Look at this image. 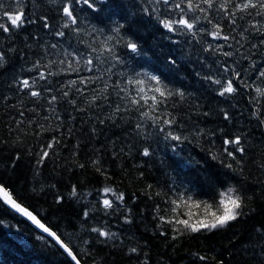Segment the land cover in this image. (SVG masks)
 Here are the masks:
<instances>
[{
  "label": "trees",
  "instance_id": "obj_1",
  "mask_svg": "<svg viewBox=\"0 0 264 264\" xmlns=\"http://www.w3.org/2000/svg\"><path fill=\"white\" fill-rule=\"evenodd\" d=\"M65 2L0 0L4 5L0 23H7L3 11L17 7L25 11L26 21H33L10 32L0 30V53L5 56L0 67V184L60 235L80 264H264V125L252 115L257 108L264 114V97L253 102L255 88H264V84L250 66L255 62L264 68V45L260 44L264 36L250 28L252 23L264 25V17L254 11L251 16L240 12L232 24L218 7L208 10L209 19L220 25L221 36L230 37L226 42L208 35L214 29L204 19L194 37L168 32L144 11L153 6L149 0H97L96 11L73 5L81 21L77 34L75 25L62 27ZM41 17H47L48 29ZM113 22L124 25L121 34L138 44L140 54L117 46L125 63L115 66L111 81L123 80L133 71L148 72L183 91L184 98H173L168 107L176 117L171 130L182 135V141L164 139L149 121H140L136 112L114 113L115 95L104 100L99 92L108 79L103 71L108 63L97 61L99 70L88 72L74 56L67 55L83 52L95 58L98 53L91 52V47L98 48L99 41L92 37V26L111 28ZM201 27L205 32L199 31ZM57 31L65 35L57 36ZM101 59L111 62L107 54ZM233 68L250 79L252 88H242L237 81V92L219 95L221 86L206 77L224 82L231 78ZM41 72L43 80L39 79ZM101 75L104 79L86 88L78 83L81 77ZM22 79H29L31 87L22 88ZM73 80L77 84L69 86ZM30 91L40 95L31 96ZM53 96L56 101L49 103ZM136 123L146 127L137 130ZM236 135L245 148L243 154L236 153L240 164L225 153L231 146L224 140ZM50 142L49 156L38 163ZM145 149L150 155H143ZM229 163L235 170L223 166ZM229 186L240 190L247 207L246 214L226 228L178 235L171 225L157 219V206L160 215L169 214L173 189L214 203ZM74 187L76 195L72 194ZM104 188L112 191L105 193ZM120 193L123 200L116 199ZM105 198L113 202L111 208L104 207ZM194 211L202 213L203 209ZM94 227L115 235L100 237L91 231ZM132 248L137 251L131 252ZM0 264L75 261L0 198Z\"/></svg>",
  "mask_w": 264,
  "mask_h": 264
},
{
  "label": "snow or ice",
  "instance_id": "obj_2",
  "mask_svg": "<svg viewBox=\"0 0 264 264\" xmlns=\"http://www.w3.org/2000/svg\"><path fill=\"white\" fill-rule=\"evenodd\" d=\"M19 3V0H16ZM149 3L153 6L149 10L145 8L144 11L157 19V22L168 32L177 34H191L193 37L196 35V26L200 23L201 19L207 20L209 24L213 25V31L209 32L208 35L212 36L214 39L222 38L224 41H228L230 37L228 35L221 36V29L219 24H213V21L208 17V10L218 7V10L223 13L224 18L232 24L236 22V15L240 12H246L249 16L255 12L256 16L264 17V0H149ZM74 4H82L87 6L89 10L96 11L97 0H67L61 6L63 17L65 18V23L62 25L64 28H68L69 24L75 25L73 29L77 34L81 32L79 27L81 21L74 14L75 8ZM159 5L166 6L164 9L160 8ZM206 6V7H205ZM4 5L0 3V9H3ZM196 12L202 15H191ZM2 15L6 17L7 23H0V30L3 32H10L11 28H21L26 22V13L22 7H17L14 11H3ZM44 21L43 27L45 29L49 28L47 22V17H41ZM87 18H85L86 20ZM243 19V17H241ZM124 28L123 24L113 22L111 28H98L95 25L92 26L91 34L93 39L99 41V47H91V52L98 53L95 58L90 55L85 56L83 52L69 53L67 55L74 56L78 64H83L88 72L98 71L97 61L100 64L108 63V67L103 70L104 73L108 74V79L104 80L103 86L99 89V92L103 93V99L108 100L109 96L114 94L116 100L114 101L115 107L113 108L114 113L120 112H136L138 113L140 121H149L150 127L158 129L159 133L163 134L164 139L180 142L185 139L182 135L176 134L172 131V127L176 124V117L168 111L169 101L175 97L181 99L184 98L185 93L179 89H172L167 83L158 75L151 74L148 72H137L127 74L125 79H116L111 81V74L113 69L118 64H124L125 61L118 55L116 48L119 45L126 47L132 53L137 55L140 54L139 46L137 43L126 40L121 34V30ZM250 28L254 29L261 36H264V25L257 26L256 23L250 24ZM234 30V29H233ZM200 32H205L204 28L199 29ZM57 36L63 37L65 35L62 31L56 32ZM244 36V33H241ZM115 41V43H113ZM260 44L264 45V39L260 40ZM53 48L57 45H52ZM220 48V45L216 46ZM253 48L257 45H252ZM207 50V49H206ZM107 54L111 57V62L102 60L101 57ZM225 56H231V52H223ZM248 59L247 56L243 57ZM5 61V56L0 53V67L3 66ZM61 63H64L62 60ZM175 63V61H172ZM39 65V61L36 62L34 67ZM253 70L258 74V78L261 84H264V68L257 67L255 62L250 65ZM71 68V63L69 64ZM78 71V70H77ZM226 73L229 72L228 68L224 70ZM49 75L53 73L49 72ZM120 76H125V73L121 72ZM39 79H45V74L43 72L39 73ZM104 79V76H85L81 77L78 81L80 85H84L85 88L90 84L94 83L96 80ZM206 79L211 80L212 83L220 85L221 89L219 95L232 94L238 91L234 84L238 81L239 86L242 88L250 89L252 88V83L250 79H245L241 74V71L233 68L231 70V78L222 82L220 79H215L213 76H207ZM35 78H33V82ZM111 81V82H110ZM20 85L22 88H30L29 79L20 80ZM77 84V81H69V86ZM77 92L83 94V90L80 88L76 89ZM256 96L253 98L254 103H259L260 98L264 97V88L257 86L255 88ZM31 96H39L40 93L37 91H30ZM65 97L68 96V92L63 93ZM57 97L53 96L49 103L56 101ZM93 101L97 99L94 96ZM71 103L75 104L73 100ZM264 107V105H261ZM252 115L259 118L261 125H264V118H260L262 115L260 109L257 108ZM225 119H230L227 114H225ZM103 121H101L102 123ZM137 130L143 131L146 127L143 123H136ZM58 142V141H57ZM225 145L231 146L230 149L226 148L225 153L227 157L240 164L242 161L236 156V153L243 154L245 148L242 144V138L240 135H236L232 139H225ZM53 147L50 142L47 147L42 151L38 163H42L46 157L49 156L47 149ZM143 155H150L148 149H145ZM213 159L218 157L213 155ZM95 163V162H94ZM229 169H233L231 163L223 165ZM235 170V169H233ZM151 187V185H149ZM175 192V198L169 201L170 209L168 215H160L159 206L155 209L157 212V219L161 224H168L172 226V231L178 235L188 233H199L201 231H214L218 229H223L229 226L233 221L238 220L241 216L245 215L244 209L247 207L245 203V197L241 194L240 190L234 186H229L226 190L220 191L218 194V201L214 203H209L208 201L195 200L192 195L187 192L180 193L178 190L173 189ZM105 193L112 191L111 188H104ZM72 194L76 195L75 187L72 190ZM156 195H161L157 193ZM167 195V194H165ZM0 198H2L7 204L11 205L13 209L21 213L22 215L28 217L39 229L46 233L52 240L55 241L71 258L75 261V264H80L77 259V255L73 253L72 248L68 243L61 238L55 231L33 215L27 207L22 206L15 199L13 195L8 191V189L0 184ZM117 200H123V193L116 196ZM103 205L105 208H111L113 202L105 198L103 200ZM203 209L202 213L199 211H194V209ZM85 216L88 215L87 212L84 213ZM186 217V218H182ZM126 222H127V218ZM91 231L98 232L100 237L108 238L115 234L109 233L100 228H92ZM131 252H136V248L130 249ZM201 260L206 258L201 256Z\"/></svg>",
  "mask_w": 264,
  "mask_h": 264
},
{
  "label": "water",
  "instance_id": "obj_3",
  "mask_svg": "<svg viewBox=\"0 0 264 264\" xmlns=\"http://www.w3.org/2000/svg\"><path fill=\"white\" fill-rule=\"evenodd\" d=\"M9 205V204H8ZM10 207H11V205H9ZM12 208V207H11ZM13 209V208H12ZM13 210H15V209H13ZM16 211V210H15ZM16 212H18V211H16ZM19 213V212H18ZM19 214H21V213H19ZM22 215V214H21ZM23 217H25L27 220H29L38 230H40L41 232H43L41 229H39L28 217H26V216H24V215H22ZM44 233V232H43ZM44 234H46V233H44ZM47 235V234H46Z\"/></svg>",
  "mask_w": 264,
  "mask_h": 264
},
{
  "label": "rangeland",
  "instance_id": "obj_4",
  "mask_svg": "<svg viewBox=\"0 0 264 264\" xmlns=\"http://www.w3.org/2000/svg\"><path fill=\"white\" fill-rule=\"evenodd\" d=\"M17 235H19V234H17ZM27 247H29V245Z\"/></svg>",
  "mask_w": 264,
  "mask_h": 264
},
{
  "label": "bare ground",
  "instance_id": "obj_5",
  "mask_svg": "<svg viewBox=\"0 0 264 264\" xmlns=\"http://www.w3.org/2000/svg\"><path fill=\"white\" fill-rule=\"evenodd\" d=\"M150 59V58H149ZM148 60V59H147ZM262 105V104H261Z\"/></svg>",
  "mask_w": 264,
  "mask_h": 264
}]
</instances>
